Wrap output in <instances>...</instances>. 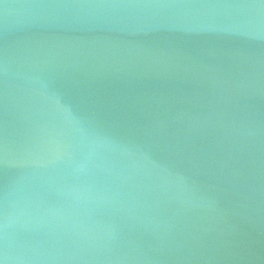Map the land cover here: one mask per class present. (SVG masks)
<instances>
[{
  "label": "water",
  "instance_id": "obj_1",
  "mask_svg": "<svg viewBox=\"0 0 264 264\" xmlns=\"http://www.w3.org/2000/svg\"><path fill=\"white\" fill-rule=\"evenodd\" d=\"M2 264H264V0H0Z\"/></svg>",
  "mask_w": 264,
  "mask_h": 264
},
{
  "label": "snow or ice",
  "instance_id": "obj_2",
  "mask_svg": "<svg viewBox=\"0 0 264 264\" xmlns=\"http://www.w3.org/2000/svg\"><path fill=\"white\" fill-rule=\"evenodd\" d=\"M0 264H2V262H0Z\"/></svg>",
  "mask_w": 264,
  "mask_h": 264
}]
</instances>
